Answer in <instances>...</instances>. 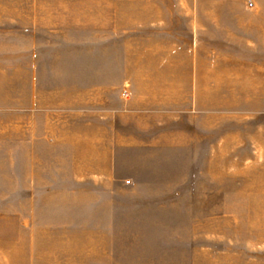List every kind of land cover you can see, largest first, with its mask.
Returning <instances> with one entry per match:
<instances>
[{"label": "rangeland", "instance_id": "obj_1", "mask_svg": "<svg viewBox=\"0 0 264 264\" xmlns=\"http://www.w3.org/2000/svg\"><path fill=\"white\" fill-rule=\"evenodd\" d=\"M213 61L264 75V0H0V264H264V97L208 110Z\"/></svg>", "mask_w": 264, "mask_h": 264}, {"label": "bare ground", "instance_id": "obj_2", "mask_svg": "<svg viewBox=\"0 0 264 264\" xmlns=\"http://www.w3.org/2000/svg\"><path fill=\"white\" fill-rule=\"evenodd\" d=\"M70 12L71 14L62 15V19L74 18L72 9H70ZM76 19L80 20V17L76 16ZM229 70L231 69L223 66L220 61L206 62L195 68L192 81L195 83L197 100L203 103L208 110H255V106L257 107V104L260 103V98L264 97V75L256 72L253 73L250 67L248 69L236 70L233 73L229 72ZM244 76L248 79L246 81L247 83H237V81H240ZM189 82H191L190 78ZM236 115L237 114H233L232 116L236 118ZM213 116L216 122L227 118L222 113H216ZM258 117V115L254 116L252 121L258 119ZM252 124L253 123H248L243 126L246 129H251ZM232 126H238V123L232 122ZM247 138L248 141H260V139L258 138V140L256 137H247L244 131L232 132L225 136L223 143L219 146V150L222 151L224 145H227V142L229 143L230 140L235 142L243 139L247 140ZM237 149L235 150L237 151ZM252 191L253 190L243 186L239 194L235 195V200L240 204L243 203L249 211L251 210L253 212L252 215H257L256 211H258V208L253 198V195L256 193ZM254 204L255 206L253 207Z\"/></svg>", "mask_w": 264, "mask_h": 264}]
</instances>
